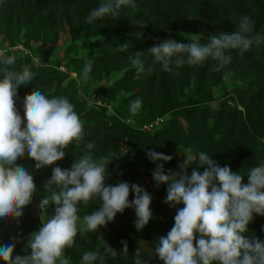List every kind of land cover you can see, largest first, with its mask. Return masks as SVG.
I'll list each match as a JSON object with an SVG mask.
<instances>
[{
	"label": "trees",
	"instance_id": "trees-1",
	"mask_svg": "<svg viewBox=\"0 0 264 264\" xmlns=\"http://www.w3.org/2000/svg\"><path fill=\"white\" fill-rule=\"evenodd\" d=\"M135 2L138 9L122 6L120 15L116 18L105 17L88 23L89 11L97 7L100 0H0V34L3 36L0 39V50H4L2 49L4 42H8L10 47L19 43L21 39L18 34L22 29V38L26 40L25 45H28L32 37L43 42L49 40L51 36V39H55L57 36L54 29L65 28L73 40L88 36L89 49L97 48L94 55L91 53L78 60H70L79 79L82 78L84 60L93 62L90 79L85 81L86 86L92 81L101 80L102 74L107 76L112 71L125 69L111 86L95 92L106 103L116 98L117 90L126 92L122 94L125 96L121 99H115L113 115L108 116L103 106H87V100L92 94H87V88L82 89L86 99L81 98L78 95L81 88L71 85L72 82L66 87L63 86L66 75L57 70L36 66L29 56L20 57L15 52L4 50L7 55L17 57L15 63L17 71L28 66L37 74L32 84L18 87L16 107L21 117L23 118V97L39 88L49 97H67L75 105V111L84 122L85 133L82 142L69 145L65 157L55 162V165L36 170L35 162L27 156L18 161V164L33 174L37 191L32 202L24 207L19 224L11 218L7 221L0 220V244L12 243L14 237L20 241L15 245L13 257L30 253L26 239L30 233L39 229L42 222L40 217L33 215L32 206H36L39 215L48 217L53 214L55 205H49L46 210L38 207L43 197L50 196L53 190L59 191L58 188L52 190L43 188L44 182L51 177L52 167L70 168L73 160L83 154L84 145L88 142H94L96 145L92 150L94 157L113 154L114 160L108 165L110 175L107 184L136 183L150 195L155 194L156 201L150 204L152 218L139 231L135 227L136 216L132 208L117 213L114 220L106 224L107 244L118 252L116 257L106 255L103 247H99L95 231L78 232L75 245L64 251V256L70 258V264H82V256L86 251H96L104 255V264H135L137 249L141 251V260H148V264H162L159 258L154 256V244L170 231L176 210L183 205L172 207L164 203L167 186L161 184L159 188L155 187L152 171L156 165L147 159V151L154 148L157 152L173 157L171 161L162 162L167 172L178 170L177 165L185 159L180 153L191 147L196 158L188 169L189 175L192 168L199 165V153L205 152L220 166H228L233 172L245 175L242 180L244 184L247 183L248 171L264 163V143L259 140L264 135V113L262 106L256 104L264 95V44L253 45L243 55H240L238 50H231L230 53H226L232 56L230 64L219 71L213 70L217 62L209 59L202 66L184 65L180 68L173 66L171 72H165L159 62L147 52L154 44L167 39L189 43L196 38L201 43H206L210 36L235 31L238 18L243 15L254 21L255 33L264 36V0H135ZM36 21L43 30L41 33L35 27ZM138 21L146 27L141 29L137 25ZM139 30L143 33L140 38L136 35ZM125 42H130L127 52L117 51ZM40 47L35 52L40 57L47 55ZM137 50L143 51L141 58L145 61V68L150 67L151 72L146 70L137 74L127 59V55ZM251 63L256 65L255 78L253 83H249L250 90H247L245 95L250 92L254 96V103L253 99H249L244 108L245 95L240 97V105L245 109L246 116L237 109L236 104L225 105L213 111L208 106L207 99H204L211 93L205 88L208 80L214 78L213 83H218L225 67L230 70H245ZM137 97L142 98L144 104L139 112L133 114L129 110V105ZM145 109L146 112L142 113ZM162 116H166V120L158 130L155 128L150 131L142 130V126ZM126 119H130L131 124H126ZM120 142L124 144V153L121 151ZM198 170L203 172V166ZM143 179L148 180L147 184H143ZM132 199L133 194L130 192L129 201ZM99 204V199H93L87 204L82 203L78 215L83 218L91 214ZM247 228L246 236L264 240V216L253 214V220ZM121 240L127 241V253L122 251ZM0 264H3V261H0ZM94 264H100V261L97 260Z\"/></svg>",
	"mask_w": 264,
	"mask_h": 264
},
{
	"label": "clouds",
	"instance_id": "clouds-1",
	"mask_svg": "<svg viewBox=\"0 0 264 264\" xmlns=\"http://www.w3.org/2000/svg\"><path fill=\"white\" fill-rule=\"evenodd\" d=\"M122 6L138 9L135 0H100L98 6L89 11L87 22L116 18ZM137 25L141 29L146 27L139 21ZM254 28V21L243 15L238 18L235 31L210 36L206 43L196 38L189 43L167 39L154 44L147 52L165 72H171L173 66H202L209 59L217 62L213 70L219 71L232 60L226 53L238 50L243 55L253 45L264 44V36L255 33ZM136 35L140 38L143 33ZM129 47L130 42H125L117 51L127 52ZM143 54L137 50L127 55L137 74L152 71L150 67L145 68ZM16 59L0 50V220L11 218L19 224L23 209L32 202L37 188L33 174L18 161L27 156L35 162L36 170L55 165L65 157L69 145L82 142L85 133L84 122L67 97H49L39 88L23 97L21 117L16 107L18 87L32 84L37 74L28 66L17 71ZM92 65L91 60H84L83 81L90 79ZM194 83L193 79V86ZM78 95L86 99L82 89ZM142 103V98H135L129 110L135 114ZM95 147L94 142L86 143L85 151L73 160L70 168L52 167L51 177L43 188L59 191L53 190L50 196L43 197L38 207L46 210L49 205H55L53 214L27 237L29 254L13 257L15 245L20 242L18 238L14 237L12 243L0 244L3 264H70L64 251L75 245L78 232H94L127 208L135 211L138 231L148 224L152 218V196L136 183L107 184L113 154L94 157ZM183 156L185 159L177 165L178 170L165 172L162 162L171 161L173 157L154 148L146 152L147 159L156 165L152 171L155 187L167 186L164 203L172 207L183 205L177 208L170 231L154 244V256L162 264H264V240L245 235L253 214L264 216V163L248 171L244 184L245 175L220 166L205 152L199 153V165L192 168L189 175L188 169L196 157L191 147ZM200 166L203 172L198 170ZM93 199H99V207L81 219L80 205ZM120 243L122 251L127 253V241ZM103 251L111 257L118 254L106 242ZM135 256V264H148V260L140 259L139 249ZM104 258L96 251H86L82 264H94L97 260L104 264Z\"/></svg>",
	"mask_w": 264,
	"mask_h": 264
},
{
	"label": "rangeland",
	"instance_id": "rangeland-1",
	"mask_svg": "<svg viewBox=\"0 0 264 264\" xmlns=\"http://www.w3.org/2000/svg\"><path fill=\"white\" fill-rule=\"evenodd\" d=\"M36 29H39V33H41L43 30L40 29L39 25H35ZM38 27V28H37ZM142 30H139L141 32ZM22 31L20 30L18 37L21 39L19 43H17L15 46L10 47L8 42L3 43L2 49L4 50H10L11 52H15L20 57H30L34 64L36 66H40L43 68H46L48 70H57L61 74L66 75V79L63 81V86L66 87V85H69L70 82L71 85L79 87L81 89L87 88V94L92 93L90 98L87 100V106H103L106 108V113L108 116H112V109L113 106L116 104L115 99L119 100L123 96L122 94H126L124 90H117L115 93V97L112 102L106 103L101 100V98L95 93L100 88H108L111 86L112 82L119 78L125 69H120L118 71H112L107 76H104L102 74L101 80L99 81H92L89 86H86L85 81H83L82 78L79 79L77 71L74 70V66L70 63V60H78L82 56H86L88 54H95L97 51L96 47H92L89 49V42L90 38L87 36L85 38L81 39H72L67 30L64 28L63 30H56L54 29V34L56 33V38L51 39L52 36L47 40L46 42H43L40 39H36L35 37H32L29 44L25 45V39L22 38ZM3 36L0 34V39H2ZM41 46V47H40ZM42 48L44 52H47V55L39 56L35 51L37 49ZM228 67H225L224 72L222 75H220V79L218 83H213L215 81L214 78L208 80L205 88L210 90V95H207L204 97V99H207L208 106L213 110L217 111L222 106L228 105V106H235L237 105V109L243 113V115L246 116L245 109L246 104H248L249 99H253L254 103V96L249 92L247 95L245 93L247 90H250V84L254 82V69L256 68V65L254 63H251L245 67V70L241 69H227ZM72 86V87H73ZM71 87V88H72ZM138 90H135L137 92ZM260 91V90H258ZM93 95H96V97L99 99L101 105L94 104ZM245 95L244 98V104L245 107L243 108L242 105H240V97ZM144 102L142 103V105ZM256 104L258 106H262V112L264 113V95L261 97L259 101H256ZM139 112V110H138ZM146 109L142 111V113H145ZM255 114V113H254ZM256 116V115H254ZM260 119V118H259ZM162 120L163 122H159ZM166 116L159 117L158 119H155L153 122L149 123L152 124L154 122H159L158 125L154 126L156 130L161 127V125L165 122ZM126 124L130 123V119L125 120ZM137 127V125H136ZM139 128V127H137ZM143 128V126H142ZM153 128V129H154ZM140 129V128H139ZM152 129V130H153ZM254 134V132H253ZM262 143H264V135L260 137L259 139ZM120 148L121 151L124 153V144L120 142ZM182 158H185L183 154L185 152L180 153ZM147 179H143V184H147ZM166 194V193H165ZM153 204L156 201V195L151 194ZM32 213L34 216L40 217L42 222L47 219L44 215H39L36 209V206H32ZM82 219V218H81ZM97 233V241L99 247L104 246V242L107 243V227H99L98 230L95 231Z\"/></svg>",
	"mask_w": 264,
	"mask_h": 264
},
{
	"label": "built area",
	"instance_id": "built-area-1",
	"mask_svg": "<svg viewBox=\"0 0 264 264\" xmlns=\"http://www.w3.org/2000/svg\"><path fill=\"white\" fill-rule=\"evenodd\" d=\"M92 98H93V100H94V102H95L94 104L101 105V103H100L99 99L96 97V95H93ZM161 121H162V120H160L159 122H161ZM159 122H154V123H152V124L144 125L143 128H142V130L150 131L151 129L154 128V126L158 125Z\"/></svg>",
	"mask_w": 264,
	"mask_h": 264
}]
</instances>
